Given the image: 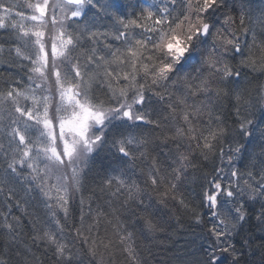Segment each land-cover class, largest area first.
I'll list each match as a JSON object with an SVG mask.
<instances>
[{
  "label": "trees",
  "instance_id": "trees-1",
  "mask_svg": "<svg viewBox=\"0 0 264 264\" xmlns=\"http://www.w3.org/2000/svg\"><path fill=\"white\" fill-rule=\"evenodd\" d=\"M37 1L5 0L4 7L11 9L7 16L4 8H0V19L6 25L0 28V92L6 93L10 87L24 90L29 84L35 88L37 82L28 80L32 65L23 56H18L16 49L20 48L25 55L30 54L25 47L27 38L23 37V30L30 22L18 13H23L24 17L32 15L26 5ZM121 3L127 7L121 8L117 15L127 13L126 18H135L131 14H139L141 10L134 7L137 0H121ZM112 11L97 12L86 7V15L67 20L66 28L74 35L78 32L83 35L86 29L114 31L116 18L111 15ZM242 13L243 26L240 24ZM222 15L233 17L235 23L231 28L238 35L242 27L247 28L242 37L245 44L252 43L253 35L257 42L264 43V0H226V7L221 9L218 17L222 18ZM14 23L16 27H12ZM111 39L107 37V42L110 43ZM105 42V38L100 37L93 43L85 35L71 53L73 62L86 63L91 49L96 47L100 52ZM101 54L108 55L106 51ZM238 59L231 63L241 72L240 77L226 85H213L226 88L229 93L211 105L213 114L221 117L227 130L215 155L209 154V158L204 159L198 152L191 153L188 166L181 169L179 179H176L174 169L180 166L179 152L187 153L188 149L181 146L178 151L179 141L166 140L165 137L172 135L182 121L179 115L175 119L170 115L167 97L160 101L146 90L149 97L147 107L151 109L149 119L159 121L160 126L141 123L135 127L113 129L108 134V143L76 167L78 191L73 186L71 171V177L67 179V214L56 207L55 189L51 199L41 193L37 187L40 181L33 179L35 173L27 164L17 163L15 172L9 168L13 160L19 161L22 157L23 145H18V138L14 140L9 135L11 128L17 126L12 122L19 114L10 100L0 103V264H208L207 253L210 247L216 246V238L209 232L214 218L207 206L205 192L210 189L212 180L221 179V173L216 169L226 170L227 162L221 163L219 149L231 154L230 150L237 144L243 145L235 160L238 171L242 176L251 172L256 178L264 172V141L257 140L258 132L250 127L264 114V72L241 67ZM196 60V57L190 60L182 71L191 70ZM110 67L116 69L115 65ZM85 71L103 72V67L96 70L90 65ZM169 91L178 93L179 89L174 87ZM237 92L241 97L239 105L235 99ZM92 95L109 103L106 86L94 84ZM205 99L204 95H199L190 98L189 103L198 104ZM19 100L20 106H31V101L23 97ZM237 107L239 117L235 114ZM241 118L253 121L248 129L249 132L252 129L251 137L240 136L238 125ZM205 119L206 116L200 118L201 122ZM121 136H132L146 143L131 146L132 158H124L112 147V140ZM150 172L163 177V183L152 185ZM118 175L127 184L135 182L139 187L136 199L129 200L123 188L117 192L115 181L110 187L105 185L110 176ZM173 183L176 188L168 196H162ZM53 184L51 181L48 186ZM249 201L244 200L245 218L238 222V230L231 240L236 256L234 258L228 252L219 264H264V196ZM46 205H51V209ZM101 212L104 215L98 216ZM77 229L83 232V236L77 234ZM46 231L54 233L58 241L67 245L65 257L57 255L55 245L37 239ZM129 233L130 238L122 241L121 237H128Z\"/></svg>",
  "mask_w": 264,
  "mask_h": 264
},
{
  "label": "snow or ice",
  "instance_id": "snow-or-ice-1",
  "mask_svg": "<svg viewBox=\"0 0 264 264\" xmlns=\"http://www.w3.org/2000/svg\"><path fill=\"white\" fill-rule=\"evenodd\" d=\"M4 2L0 0V8H4L7 16L11 9L5 8ZM26 6L35 14L27 17L23 13L18 15L35 22L32 27L23 30V37L27 38L25 47L30 54L25 55L20 48L16 49V53L32 65L28 80L39 83H36L35 88L29 84L24 90L10 87L6 93L0 92V103L10 100L15 105V112L19 114L12 122L17 126L11 128L9 135L14 140L18 138V145H23L21 159L13 160L9 168L15 172L17 163L27 164L35 173L33 179L40 181L37 187L45 197L53 198L55 189L56 207L65 214L68 212L69 189L63 181L68 176H57L56 179L61 183L49 187L48 175L53 173L54 168L86 162L92 153L108 143V134L113 129L135 127L141 123L159 127V121L149 119L151 109L147 107L149 97L146 90L160 101L167 97L170 115L173 119L179 115L182 121L172 135L165 137L166 140L179 141L178 151L181 146L188 149L187 153L179 152L180 166L174 169L176 179H179L181 169L188 166L191 153L198 152L204 159H208L209 154H216L217 145L227 134L221 117L213 114L211 105L229 94L226 88L213 85H226L241 75L231 61L239 58V66L253 72H264V43L257 42L253 35L252 43L245 44L242 37L247 33V28L242 27L238 35L231 28L235 23L232 16L218 17L221 9L226 7V0H137L134 7L141 10L139 14H131L135 18H126L127 13L117 15L121 8L127 7L121 0H57L51 7L60 10L59 18L51 14L49 0L27 3ZM86 7L105 13L113 10L111 15L116 18L114 31L86 29L83 35L69 32L64 21L86 15ZM69 9H72L70 15H64ZM240 24H244L243 13ZM5 27L4 20L0 19V28ZM12 27H16V24ZM85 35L93 43L104 37V47L100 52L93 47L84 64L78 60L73 62L71 53ZM107 37L112 38L110 43ZM104 51L108 53L107 56L101 54ZM194 57L197 60L191 70L182 71ZM90 65L96 70L103 67V72H86L85 69ZM110 65H115L116 69L113 70ZM94 84L106 86L110 94L109 103L92 95ZM174 87L179 89L178 93L169 91ZM199 95H204L206 99L198 104L189 103L190 98ZM20 97L31 101V106H20ZM235 99L239 105L241 97L238 92ZM235 114L240 116L239 107ZM205 116L206 119L201 122L200 118ZM252 123V120L240 119V136L251 137L252 133L248 129ZM145 143V140H137L132 136H121L112 140V147L122 157L131 159V146H142ZM242 149L243 145L237 144L229 154L220 148L221 163L226 161L230 167L233 166ZM17 150L20 151L19 148ZM33 151L35 155H32ZM41 162L44 163L43 168L39 167ZM71 171L73 186L78 191V169L73 167ZM216 171L223 173L224 169L218 168ZM41 173L45 175L42 177ZM238 175L240 173L231 167L230 176ZM248 175L255 180L251 172ZM149 179L152 185L164 181L163 177L151 172ZM260 180L264 181V172ZM113 181L118 185L117 192L123 188L129 200L137 198L140 189L135 182L129 185L118 175L110 176L105 185L110 187ZM210 184V189L205 192L209 208L219 206L220 196H236L235 185L231 181L222 184L214 179ZM245 185L253 191V197L250 198L264 196V183L253 187L245 181ZM175 188L176 185L171 184L162 196H168ZM46 206L49 209L52 207ZM235 213L238 220L245 218L242 205L235 208ZM52 215L55 216V212ZM103 215L102 212L98 213V216ZM212 216L217 222L210 227L209 232L216 238V246L210 247L207 253L208 264H219L223 253L231 252L234 258L236 253L228 240L230 230L227 226L222 227L225 220H219V213L215 211ZM149 226L152 227L150 222ZM8 227L11 228V225ZM77 234L83 236L79 229ZM130 236L131 233L128 237H121V240ZM37 239L47 240L56 246L58 256H66L67 245L58 241L54 233L46 231ZM90 252L95 256L92 249Z\"/></svg>",
  "mask_w": 264,
  "mask_h": 264
},
{
  "label": "rangeland",
  "instance_id": "rangeland-1",
  "mask_svg": "<svg viewBox=\"0 0 264 264\" xmlns=\"http://www.w3.org/2000/svg\"><path fill=\"white\" fill-rule=\"evenodd\" d=\"M37 2H42V0H39ZM57 2V0H49V5H50V12L52 15H56L57 18H59L60 15V10L57 9H53L51 6L53 4H55ZM32 10V9H31ZM72 9H69L68 12L64 13V15H70ZM32 14H35L32 10ZM30 23L29 25L26 27H32L35 22L28 20ZM67 20L64 21V24L66 23ZM66 26V24H65ZM51 27V25H50ZM25 29V30H26ZM37 83H39V81H36ZM250 127H253V129L258 132V139L257 140H262L264 141V137L262 138V135L264 136V114L262 115V118L260 119L259 122H254ZM250 132H252V129H250ZM32 155H35V151H33ZM84 162H81L79 164H73L71 166H63L59 169H53V173L51 175H48L47 177V184L50 185L51 181H54V184L59 185L61 182L58 181L56 179L57 176H61L63 177L64 175H67L69 178L71 177V170L73 167H77V166H81ZM39 167L43 168L44 167V163L41 162L39 164ZM235 170L238 171V167L236 162H233V166ZM231 167L227 164L226 165V170L223 171V173H221V179L218 181L222 184H227L229 181H231L232 183H234L235 188L234 190L236 191V196L233 198L227 197V196H220L218 197V201L219 206L216 208H211V212L213 213L218 212L219 213V220H225V225H222V227L227 226L228 229L231 232V235L228 237L229 242L231 243V240L234 236V234L237 232V226H238V222H240V220H238L237 215L235 213V208L236 207H240L242 205L243 208V204H244V200L249 201V200H257L262 196H255L254 198H250L253 197V191L252 189H248L247 186L245 185V181H247L249 184L253 185V187H255L258 183H264V181H261L260 178H256L255 176V180H253L251 177H249L248 174H244L242 176V174L240 173V175H238L237 177H231L230 176V171H231ZM45 175V173L43 174V176ZM243 177V178H242ZM63 183L67 184V180L63 181ZM242 193V194H241ZM250 202V201H249ZM213 218V216H212ZM214 223L217 222V220L213 219ZM233 225H235V227H233ZM239 228V227H238ZM226 246V245H225ZM219 254V253H218ZM227 253H223L222 254V259L220 261H222L223 259L226 258L227 255H225Z\"/></svg>",
  "mask_w": 264,
  "mask_h": 264
}]
</instances>
